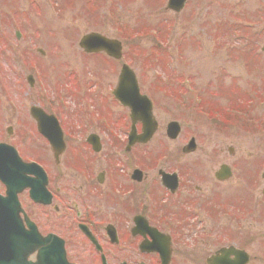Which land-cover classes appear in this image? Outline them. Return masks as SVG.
<instances>
[{"label":"rangeland","instance_id":"obj_1","mask_svg":"<svg viewBox=\"0 0 264 264\" xmlns=\"http://www.w3.org/2000/svg\"><path fill=\"white\" fill-rule=\"evenodd\" d=\"M27 1L30 2L28 11L32 14L33 21L29 30L38 29L37 37L35 38V35L32 37L35 47L42 51L40 54L35 52L34 56L39 63L41 62L47 89L49 92L59 93L60 86L57 87L56 83L58 80L61 83V80L66 79L74 90L79 92L77 96L81 97L90 90L88 86L100 77L99 85L102 91L99 90L96 94V89H91L89 94L92 100H96L97 107L101 102L100 98L105 96V87L116 86L122 63L104 55H86L78 46L81 38L90 33H99L109 39L122 40L119 38L122 36L114 29L116 18H120L123 24L127 23V30L135 32L141 31L143 27H159L164 41L170 40L168 42L170 48L166 51L154 46L151 37L135 38V34L134 39L127 38V44L123 45L125 61L136 73L142 92L150 95L154 102L158 101L153 108V113L159 124V130L153 143L149 145L150 152L154 156L168 154L171 148H179L191 138H195L201 146H197L195 153L187 156L188 158L182 157V161L188 165L190 159L204 164L203 169L206 174L200 171L202 167L199 166L197 172L192 171L195 174L194 178L203 184L205 183L203 180H206L205 185L211 186V183L214 184L215 181L213 173L218 170L220 164L227 163L232 166L234 177L227 185L214 184L215 190L219 187L224 188L220 189L222 199L238 200L237 204L241 199L247 201L250 195L247 197L244 185L247 183L251 185L252 181L246 183L245 177L250 173L257 174L264 171V134L239 123L236 126L218 124L215 126L197 117L193 111L194 103L191 99L195 96L185 97L186 91L182 85V78L184 75L190 76L197 93L204 98H207L208 91L220 94L218 99L212 102L222 106H229L230 99L235 98L236 94L229 95L228 91L229 93L239 91L241 94L235 98L237 100L243 99L244 93L247 98H251L250 93L254 86L264 89V0L208 2L190 0V4L177 14L167 9L169 0H57L58 3H62V9L59 5L61 16L58 20L45 15L34 17L33 10L36 8L32 3L34 0ZM17 4L20 5L19 2ZM107 11H112L114 16L112 19L107 17ZM220 35H223L222 46L216 38ZM177 44L181 46L179 56L173 52ZM3 49L0 53V72L10 88L20 114L9 107L0 91V129L12 128L23 135L25 128L33 129V121L29 116L31 107L49 110L41 101V92L33 80L32 71L16 67L17 62L14 60L16 56L10 55L9 49ZM51 66H56L57 70L53 72L50 69ZM72 69L81 74L85 85L72 77ZM157 73L160 77H167L169 80L164 82L157 79ZM30 79L33 82L32 87L28 85ZM161 88L167 89L171 94L175 91L180 98L182 97L185 109L180 108L167 95H163ZM221 93H224L223 96ZM77 96L74 95L70 102L81 109L76 117L79 118L86 110L81 101L76 100ZM107 103L104 106L108 107ZM110 112H106V116ZM119 115L115 114L112 118L120 123ZM252 116L258 119L264 118V107L254 108ZM172 121L179 122L182 131L179 141L170 144L165 138V128ZM81 123L85 124V122ZM86 124L88 125V122ZM24 138L25 142L21 144L24 152L33 157L38 156L40 148L36 140L27 132ZM229 149L233 150L232 155ZM66 167L68 166L62 163L60 171L57 172L62 174ZM208 175L211 178L207 180ZM60 184L71 188L75 182L64 171ZM263 187L262 185L261 189ZM252 198L248 200V205L253 207L254 201H260V207L256 206L253 211L251 209L252 218L240 223L238 227L240 230H248V233L252 231L254 237H258L254 244L246 246L253 258L251 264H264V201L261 202L263 199L261 191L253 193ZM25 202H27L26 199ZM227 223V220H221L220 223H215L211 227L224 236V225ZM55 227L68 235L67 244L70 250H73L74 256H78L81 264L97 259L94 256L92 260L94 252L90 244L79 232L78 234L75 232L76 228L70 225L67 219L64 222L63 218ZM219 248V245L201 246L196 254L203 258L202 264H204L205 258Z\"/></svg>","mask_w":264,"mask_h":264},{"label":"flooded vegetation","instance_id":"obj_2","mask_svg":"<svg viewBox=\"0 0 264 264\" xmlns=\"http://www.w3.org/2000/svg\"><path fill=\"white\" fill-rule=\"evenodd\" d=\"M50 1L54 2L57 15L53 17L48 0H34V5H38V9L33 10L34 17L45 15L58 20L61 16L59 5L62 9V3ZM0 2V53L3 48L9 49L10 55L16 56V67L26 71H40L44 77L41 62L34 56L35 52L40 54L42 51L36 47L32 51V43L35 46L32 35L36 38L38 29L29 30L33 23L32 14L28 11L30 2ZM50 24L52 25V21ZM100 55L102 54L92 56ZM50 69L53 72L57 70L56 66H51ZM75 71L72 69V77L85 85ZM92 74L95 77L93 72ZM95 81L88 86L90 90L86 95L75 98L81 101L86 110L79 118L76 117L81 109L76 108L75 103L71 110H64L41 96V101L49 110L43 111L55 117L43 121V131H40L37 121L32 117V107L29 110L33 121L32 130L25 128L22 135L12 128L0 129V143L14 146L25 162L38 164L47 174L48 190L52 195L47 199L49 204L33 203L28 192L20 195L24 212L39 231L44 235L56 234L67 244L68 235L55 227L63 218L64 222L67 219L76 228L75 232H79L90 244L94 252L92 260L94 256L97 258L93 262L84 261V264H202L203 258L197 256V250L201 246L219 245L217 251L205 258L204 264H207V260L223 248L234 246L247 251L246 246L254 244L258 237H254L252 231L248 233V230L239 229L238 225L244 221H241L238 214L251 213L252 218L255 204L257 208L260 207V201H254L253 207H250L248 200L253 199V193L261 191L262 194L263 173L254 172L245 177L246 183L252 181L251 185H244L247 197L250 195L249 198L246 197L247 201L240 198V203L237 204L238 200L222 199L220 189L224 188L215 190V185L224 186L233 179L232 166L220 164L213 173L215 185L211 183L210 186L205 185L206 180H203L204 184L197 181L192 172H197L201 166L200 171L206 174L204 164L192 159L188 160L189 165L182 161V157L188 158L197 150L196 148L192 153H186L185 146L188 142L176 149L170 147L168 154L159 156H154L149 150L157 133L153 140L144 145L137 142L129 146L128 134L132 127L127 122V109L112 96V85L105 87V96L100 98L101 102L97 107L96 100H92L89 95L91 89H96V94L99 90L102 91L100 77ZM59 82L60 80L56 83L57 87L64 84L73 87L66 79ZM0 91L12 109L8 100L10 88L1 72ZM11 97L13 99L12 94ZM67 97L74 98L73 95ZM105 103L108 107L104 106ZM108 111L111 112L106 116ZM17 113L20 114L18 108ZM93 113L101 120H94ZM115 114L122 115H119L120 123L112 118ZM58 123L61 125L60 129ZM167 126L165 138L168 140ZM108 129L113 130L119 138ZM136 130L140 134L141 126H137ZM26 132L36 140L40 148L38 156L33 157L24 152L21 144L25 142ZM168 141L173 144L176 140ZM200 144L197 143V146ZM232 152L229 149L231 155ZM62 163L68 166L64 171L75 182L71 188L60 184L64 171L62 174L57 171H60ZM222 167H228L232 175L230 173L231 176L219 178L218 172ZM206 178L208 180L211 176ZM262 198L261 202L264 201L263 196ZM221 220L228 222L224 225V236L211 227ZM71 258L81 264L78 256L71 254ZM252 261L251 257L248 264Z\"/></svg>","mask_w":264,"mask_h":264},{"label":"water","instance_id":"obj_3","mask_svg":"<svg viewBox=\"0 0 264 264\" xmlns=\"http://www.w3.org/2000/svg\"><path fill=\"white\" fill-rule=\"evenodd\" d=\"M179 1H182V0H179ZM173 2L174 1L171 2L170 8L178 10L177 4H175V2L174 3ZM182 2L179 3V6L182 4ZM96 41H98V42L100 41L101 45L99 48L95 47L93 49L94 51L102 50V46H103V48L108 52V54L110 56H112L113 58H116V59L120 58L121 48H120L119 44H115L114 42L107 41V40H105L102 37L97 36V35H91V36H88L87 38H85L84 42H82V46L85 47L86 49H87V47L92 49V47L97 46V44L95 43ZM89 42H90V44H89ZM120 79H121V85H120L121 87H125V86L133 87L136 90V93L138 94L135 75L133 74V72L131 70H129L127 67H125L122 71ZM120 94H121V96L125 97V96H127L128 92L125 94V92L122 91V93H120ZM123 102H125L127 105L130 104L129 101H127L125 99H123ZM132 107H134V106H132ZM150 110L151 109L149 107L148 108V119H150L149 125L151 127L155 128L156 124L154 122H152V120H151V111ZM154 130L149 131L147 139L151 138L152 132ZM2 238L7 239V242L9 243V246H8L9 249L8 248L5 249V251L7 252V254L5 256L6 258L1 259L0 264H29L26 261V257L21 258V255L19 254V252L16 248L18 245V243L16 242L17 238L12 237L11 239H9L8 236H4V235L0 234V241H2Z\"/></svg>","mask_w":264,"mask_h":264},{"label":"trees","instance_id":"obj_4","mask_svg":"<svg viewBox=\"0 0 264 264\" xmlns=\"http://www.w3.org/2000/svg\"><path fill=\"white\" fill-rule=\"evenodd\" d=\"M234 93L236 94V97L239 96V95L241 94L239 91H238V92H237V91H234ZM243 97H244V96H243ZM237 100H238V99H237ZM244 102H248V100L246 99V101H244Z\"/></svg>","mask_w":264,"mask_h":264}]
</instances>
